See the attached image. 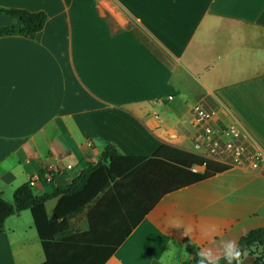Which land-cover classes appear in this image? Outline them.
Returning a JSON list of instances; mask_svg holds the SVG:
<instances>
[{"label": "crops", "instance_id": "obj_1", "mask_svg": "<svg viewBox=\"0 0 264 264\" xmlns=\"http://www.w3.org/2000/svg\"><path fill=\"white\" fill-rule=\"evenodd\" d=\"M0 7L45 13L33 37L0 35L2 196L10 200L49 163L51 179L35 181L32 192L67 185L106 143L144 158L121 178L96 170L83 188L44 200V247L28 209L8 215L0 264H195L202 249L219 254L221 241L264 227V0H0ZM17 22L0 11V25ZM194 101L214 110V124L239 127L246 155L182 182L177 164L150 156L161 144L196 154ZM253 152L260 160L250 167ZM241 264L260 263L244 252Z\"/></svg>", "mask_w": 264, "mask_h": 264}, {"label": "trees", "instance_id": "obj_2", "mask_svg": "<svg viewBox=\"0 0 264 264\" xmlns=\"http://www.w3.org/2000/svg\"><path fill=\"white\" fill-rule=\"evenodd\" d=\"M0 11H4L17 19V24L0 25V35L4 34H18L26 37H33L34 34L42 27L45 13L41 10H26L17 7H0ZM152 158H164L177 164L180 171L187 174V177H182V182H191L204 177H207L215 172L221 171L229 166L225 162H220L214 159L201 157L199 155L190 153L188 151L178 149L166 144H161L150 156ZM140 156L121 155L116 152L115 148L106 143L100 150L98 158L95 163H88L75 178H73L67 185L56 187L49 193H33L28 182H24L16 186L11 195V199H5L0 192V228L3 225L4 219L13 213L22 209L30 211L33 223L36 227L37 233L43 242V235L41 232L42 222L47 218L43 209V202L47 198L57 193H73L78 189L83 188V185L88 184L93 179L90 173L98 170L109 178H121L135 169L142 161ZM191 164H202V172H193L188 170ZM106 184V183H105ZM104 187V184L100 188ZM143 207L141 211H144ZM125 214H127V209ZM57 212V205L53 209L54 215ZM237 242L241 246L243 252L254 253V261L256 263L264 264V227H255L247 230L240 235ZM189 250H194L188 246ZM198 255H194L192 260L197 264ZM220 264H225L221 259Z\"/></svg>", "mask_w": 264, "mask_h": 264}, {"label": "built area", "instance_id": "obj_3", "mask_svg": "<svg viewBox=\"0 0 264 264\" xmlns=\"http://www.w3.org/2000/svg\"><path fill=\"white\" fill-rule=\"evenodd\" d=\"M213 114L214 110L206 107L201 101H194L190 106L189 118L196 128L198 140L193 144L194 153L227 164L242 162L243 156L246 155V143L239 127L233 122L214 124ZM247 158L249 166L255 167L260 155L253 152ZM55 170L53 164H46L42 170L31 174L27 182L32 185L39 179L50 180Z\"/></svg>", "mask_w": 264, "mask_h": 264}, {"label": "clouds", "instance_id": "obj_4", "mask_svg": "<svg viewBox=\"0 0 264 264\" xmlns=\"http://www.w3.org/2000/svg\"><path fill=\"white\" fill-rule=\"evenodd\" d=\"M219 249V254L212 249H202L198 253L197 264H220L221 259L225 264H241L244 252L236 240L221 241Z\"/></svg>", "mask_w": 264, "mask_h": 264}]
</instances>
